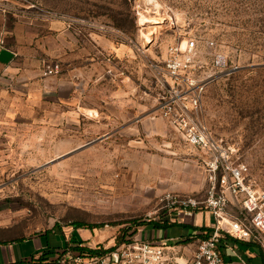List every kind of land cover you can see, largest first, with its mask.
<instances>
[{"label": "rangeland", "instance_id": "1", "mask_svg": "<svg viewBox=\"0 0 264 264\" xmlns=\"http://www.w3.org/2000/svg\"><path fill=\"white\" fill-rule=\"evenodd\" d=\"M0 11L19 69L0 81L2 239L110 247L163 222L165 194L205 195L204 153L158 110L168 51L192 40L208 62L214 40L238 67L210 83L202 115L264 190V0H0ZM35 242L12 244L20 260Z\"/></svg>", "mask_w": 264, "mask_h": 264}, {"label": "built area", "instance_id": "2", "mask_svg": "<svg viewBox=\"0 0 264 264\" xmlns=\"http://www.w3.org/2000/svg\"><path fill=\"white\" fill-rule=\"evenodd\" d=\"M209 48L210 62L194 40L184 47L171 46L163 63L167 78L158 107L162 117L205 156L202 164L208 187L204 196L169 193L161 199V221L175 222L198 212L211 214L210 235L199 241L193 258L179 262L166 245L128 234L113 246L89 247L97 252L82 251L76 247L83 243H72L24 264H225L223 241L227 237L264 247V190L256 185L248 163L235 157V148L211 132L202 115L210 83L238 69L217 50L214 40L209 41Z\"/></svg>", "mask_w": 264, "mask_h": 264}, {"label": "crops", "instance_id": "3", "mask_svg": "<svg viewBox=\"0 0 264 264\" xmlns=\"http://www.w3.org/2000/svg\"><path fill=\"white\" fill-rule=\"evenodd\" d=\"M4 20L2 12L0 11V81H6L8 77L11 78L13 74L19 71L15 65L18 50L6 45L8 44V37L7 34L4 33L5 24L2 27ZM172 223L177 224L167 228H157L151 225L150 229H148V233L146 234L144 232L143 238L151 239L156 243L166 245L169 249L168 253L173 255L179 262L190 261L193 258L199 241L202 239L199 237L200 232L195 230L194 227L212 228L213 218L208 212H198L191 217H185L182 220L178 219V221ZM39 237L41 236L32 237L36 241L35 246L38 250L43 248L42 243L37 241ZM32 238L29 237L18 241L5 242L2 241V234L0 232V264H12L29 259L26 255H23L25 259L20 260L18 248L12 246V244L23 241L26 242ZM223 242L225 264H264V256L256 244L235 241L229 237L225 238ZM6 245L10 247H6ZM253 246L258 252L252 251ZM52 248L54 247L40 249L36 255L52 250ZM36 255L33 254L31 257Z\"/></svg>", "mask_w": 264, "mask_h": 264}, {"label": "trees", "instance_id": "4", "mask_svg": "<svg viewBox=\"0 0 264 264\" xmlns=\"http://www.w3.org/2000/svg\"><path fill=\"white\" fill-rule=\"evenodd\" d=\"M121 26V25H120ZM177 223H172V222H169L167 220L163 221V222H156L154 223L153 225L157 228H167V227H170V226H173V225H176ZM195 230H198L200 233H199V237H201L202 239L204 238H207L209 235H210V232H211V228H207V227H194ZM133 233H129V235L133 236ZM128 235V234H123V238H121V240H119L118 242H121L123 241L125 238V236ZM201 235V236H200ZM233 239V238H232ZM21 240V239H20ZM235 241H241V240H238V239H233ZM2 241H5V242H10V241H18V240H4L2 239ZM245 243H249V244H256V245H259L257 243H254V242H247V241H243ZM72 243H76V244H80L82 243L81 241H77V240H74L73 238L70 239V241L67 243V245L69 244H72ZM77 249H81L82 251H92V252H97V251H94L92 249H90L89 247L87 246H83V247H79L77 246L76 247ZM53 251L52 250H49V251H45L43 252L45 255L46 254H51ZM261 253L262 252V249H261ZM264 256V253L262 254ZM32 258H35V256H33ZM25 263V260L24 261H20V262H16V263H12V264H24Z\"/></svg>", "mask_w": 264, "mask_h": 264}]
</instances>
